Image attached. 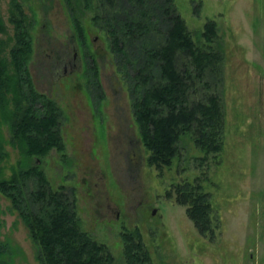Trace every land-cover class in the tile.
Returning <instances> with one entry per match:
<instances>
[{"label":"rangeland","instance_id":"obj_1","mask_svg":"<svg viewBox=\"0 0 264 264\" xmlns=\"http://www.w3.org/2000/svg\"><path fill=\"white\" fill-rule=\"evenodd\" d=\"M134 2L122 0L119 16L140 12ZM174 2L200 43L208 44L200 35L206 20L217 21L219 35L209 44L224 56L217 83L225 114L218 157L210 154L199 164L201 150L186 135L170 168L159 172L147 163L125 67L133 72L134 61L119 57L104 17L95 19L109 10L107 2L0 0L8 31L0 29V39L14 34L11 14L24 18L33 41L28 62L33 83L63 110L64 149L52 148L36 161L55 187L74 188L82 227L108 244L115 257L111 264H126L121 232L137 226L151 264H264V0ZM78 22L88 31L87 44L77 36ZM149 36L157 41L161 35ZM13 42H1L0 54ZM127 48L139 51L141 42ZM2 129L9 137L8 127ZM6 149L2 163L8 175L21 167L22 155L10 142ZM196 177L218 215L213 239L198 232L186 206L175 200L174 184ZM0 210V239L8 242L12 264H42L29 227L1 190Z\"/></svg>","mask_w":264,"mask_h":264},{"label":"trees","instance_id":"obj_2","mask_svg":"<svg viewBox=\"0 0 264 264\" xmlns=\"http://www.w3.org/2000/svg\"><path fill=\"white\" fill-rule=\"evenodd\" d=\"M134 1L140 12L119 16L125 8L122 0H99L107 2L109 10L103 8V16L98 12L95 19L104 17L111 46L119 57L134 61L133 72L127 64L125 67L132 81V109L147 163L159 172L170 168L182 154L181 140L186 135L201 150L199 164L210 154L216 159L223 148L225 121L217 86L224 56L220 47L209 44L219 35L216 19L203 24L200 35L208 44L200 43L174 0ZM117 16L122 19L116 20ZM10 17L14 34L8 40L0 39L4 45L14 39L8 53L0 54V190L12 199L29 227L42 264H111L115 257L108 244L82 227L74 188L55 187L36 161L52 148L64 149L63 110L54 98L35 87L28 67L32 36L23 17ZM77 27V36L87 44L88 31L83 23L78 22ZM0 29L8 33L1 15ZM149 35L161 36L155 41ZM138 39L141 50H129L127 45ZM88 55L95 63L93 54ZM4 125L9 137L3 132ZM8 142L19 149L22 158L21 167L7 175L2 162L9 156ZM174 189L175 200L186 206L198 232L213 239L219 219L199 177L176 182ZM2 226L0 217V230ZM121 238L126 264L152 263L139 226L125 229ZM9 251L8 242L0 239V264H12Z\"/></svg>","mask_w":264,"mask_h":264},{"label":"water","instance_id":"obj_3","mask_svg":"<svg viewBox=\"0 0 264 264\" xmlns=\"http://www.w3.org/2000/svg\"><path fill=\"white\" fill-rule=\"evenodd\" d=\"M152 212L155 213L156 212V209L154 208Z\"/></svg>","mask_w":264,"mask_h":264}]
</instances>
